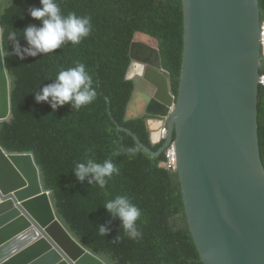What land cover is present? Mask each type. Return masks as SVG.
Segmentation results:
<instances>
[{
    "label": "water",
    "instance_id": "95a60500",
    "mask_svg": "<svg viewBox=\"0 0 264 264\" xmlns=\"http://www.w3.org/2000/svg\"><path fill=\"white\" fill-rule=\"evenodd\" d=\"M184 54L179 96L159 48L134 41L126 80L149 86L144 111L160 158L175 142L191 232L204 264H264V160L259 97L260 0H182ZM2 0H0V3ZM109 103V101H108ZM0 25V124L14 119ZM162 169L166 167L162 165ZM0 264H105L82 248L55 213L34 154L0 145Z\"/></svg>",
    "mask_w": 264,
    "mask_h": 264
},
{
    "label": "trees",
    "instance_id": "16d2710c",
    "mask_svg": "<svg viewBox=\"0 0 264 264\" xmlns=\"http://www.w3.org/2000/svg\"><path fill=\"white\" fill-rule=\"evenodd\" d=\"M261 1L264 21V0ZM62 13L91 17L93 30L78 45L68 42L55 53L12 57L9 31L22 36L29 24L39 25L29 14L40 0H2L0 25L11 79L14 119L0 124V145L10 154H34L44 187L51 193L57 218L71 237L105 264H204L191 232L179 173L162 169L165 155L154 158L139 148L134 138L118 133L122 127L137 136L153 153L145 119L127 120L134 94L126 80L131 46L137 35L158 43L163 69L170 75V91L178 98L184 54V6L182 0H57ZM22 46L26 41L20 39ZM82 62L92 75L95 100L75 110L65 104L53 111L38 103L34 92L55 79L62 68ZM264 76V59L261 61ZM109 101V103H108ZM260 144L264 160V87L259 97ZM137 149L129 158L127 149ZM102 162L111 158L120 174L104 189L80 182L72 172L78 161ZM117 195L128 196L141 210L137 225L142 235L129 239L119 219L103 207ZM111 221V223H109ZM110 228L106 237L97 225ZM120 235L121 242L114 243Z\"/></svg>",
    "mask_w": 264,
    "mask_h": 264
},
{
    "label": "clouds",
    "instance_id": "9594fccd",
    "mask_svg": "<svg viewBox=\"0 0 264 264\" xmlns=\"http://www.w3.org/2000/svg\"><path fill=\"white\" fill-rule=\"evenodd\" d=\"M28 14L34 20L39 21V25H27L20 31L22 36H18L17 31L14 30L7 34V41L11 45L9 53L19 60L55 53V50L61 49L62 45L68 42L74 46L78 45L93 30L90 16H79L76 12L64 15L57 0H40V6H30ZM21 38L26 41V46L21 45ZM33 94L38 103H48L53 111L65 104H70L73 109L79 110L91 104L97 96L92 75L86 65L79 61L75 62V66L62 68L51 83L40 87ZM136 151L134 147L128 148L129 158H132ZM163 165L165 166V162ZM72 172L80 182L87 180L90 185H98L101 189L105 188L108 180L120 174L119 168L111 158H106L102 162L93 158L78 161ZM103 207L110 213L113 220L119 219L121 229L129 239L136 240L142 235L137 225L142 215L141 210L132 203L128 196L117 195L107 200ZM109 232L110 228L107 225H97L99 236L106 237ZM113 242H121L120 235Z\"/></svg>",
    "mask_w": 264,
    "mask_h": 264
},
{
    "label": "crops",
    "instance_id": "0c3cea01",
    "mask_svg": "<svg viewBox=\"0 0 264 264\" xmlns=\"http://www.w3.org/2000/svg\"><path fill=\"white\" fill-rule=\"evenodd\" d=\"M135 41L145 44L151 48H159L158 43L147 36L137 35ZM134 86V94L127 110L128 121L147 118L143 116L147 99L145 92L148 90L149 86L146 82L140 79L134 82Z\"/></svg>",
    "mask_w": 264,
    "mask_h": 264
},
{
    "label": "built area",
    "instance_id": "2783aa9c",
    "mask_svg": "<svg viewBox=\"0 0 264 264\" xmlns=\"http://www.w3.org/2000/svg\"><path fill=\"white\" fill-rule=\"evenodd\" d=\"M262 47L264 49V21L262 23ZM260 86L264 87V76L261 77ZM167 134H168V129L167 126H165L162 129V133H161L162 143L167 141ZM165 159H166L165 161L166 169L172 173H178L179 167H177L176 149L174 142L166 150Z\"/></svg>",
    "mask_w": 264,
    "mask_h": 264
},
{
    "label": "flooded vegetation",
    "instance_id": "af4514ba",
    "mask_svg": "<svg viewBox=\"0 0 264 264\" xmlns=\"http://www.w3.org/2000/svg\"><path fill=\"white\" fill-rule=\"evenodd\" d=\"M162 147H163V146H162ZM162 147H161V149H162ZM161 149H160V150H161Z\"/></svg>",
    "mask_w": 264,
    "mask_h": 264
}]
</instances>
